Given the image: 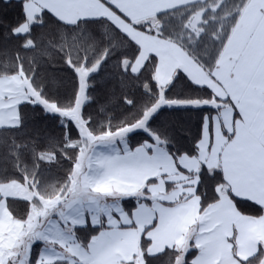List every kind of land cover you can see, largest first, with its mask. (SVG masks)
Masks as SVG:
<instances>
[{
	"label": "snow or ice",
	"instance_id": "obj_1",
	"mask_svg": "<svg viewBox=\"0 0 264 264\" xmlns=\"http://www.w3.org/2000/svg\"><path fill=\"white\" fill-rule=\"evenodd\" d=\"M19 3L24 19L10 29L14 35L37 17L41 23L43 16L60 19L52 8L30 12L29 0ZM180 74L207 95L169 98L168 87L159 85L157 101L141 118L105 134L115 155L98 157L97 174L85 175L62 207L46 210L24 237L0 250L8 257L0 256V264H152L160 255L168 264H264V68L247 83L237 73L224 84L226 92ZM80 103L62 108L31 97L19 107L39 106L63 118L65 143L75 147L73 131L85 145L92 143L81 131L91 117L83 108L79 119L73 114ZM162 109L201 113L190 145L178 147L173 136L157 130L154 117ZM134 137H142L136 145ZM109 177L110 186H93ZM4 199L22 197L0 193Z\"/></svg>",
	"mask_w": 264,
	"mask_h": 264
},
{
	"label": "trees",
	"instance_id": "obj_2",
	"mask_svg": "<svg viewBox=\"0 0 264 264\" xmlns=\"http://www.w3.org/2000/svg\"><path fill=\"white\" fill-rule=\"evenodd\" d=\"M247 1L211 0L164 14L159 18L161 36L178 43L212 72ZM199 11L204 16L201 32L196 35L188 25ZM23 19L19 1L0 0V78L19 75L30 95L40 93L47 102L70 108L81 90L79 69L86 67L90 74L83 112L91 117L87 126L91 141L136 122L157 101L156 59L150 58L142 71L134 74L131 66L140 55V47L108 20L67 25L54 16H43L42 23L37 17L25 34L14 35L10 29ZM168 89L169 98L207 95L206 90L194 88L184 74H176ZM61 119L45 114L39 106H28L19 108L20 126L0 129V184H28L36 194L32 203L9 201L16 219L26 220L33 204L43 206V201L63 198L70 188L75 165L88 145L75 131L71 140L76 146L66 144ZM200 119L198 111L162 109L154 117V126L173 136L178 147L187 146ZM141 138L134 137L131 143L136 145ZM91 231L82 230L80 235L86 238ZM168 259L160 255L152 264H168Z\"/></svg>",
	"mask_w": 264,
	"mask_h": 264
},
{
	"label": "crops",
	"instance_id": "obj_3",
	"mask_svg": "<svg viewBox=\"0 0 264 264\" xmlns=\"http://www.w3.org/2000/svg\"><path fill=\"white\" fill-rule=\"evenodd\" d=\"M207 1L211 0H29V11L43 13L46 9L52 8L59 15L58 20L67 25L89 20H108L140 47V55L131 66L134 74H139L150 58L154 57L156 80L159 85L164 84L168 87L176 74L183 70L188 76L211 85L218 92H226L224 84L230 85L237 73L241 82L247 83L250 74L264 68V0L247 1L237 26L212 72L206 71L178 43L163 38L160 33L162 24L159 20L162 15L169 12ZM198 14H201L203 23L204 12L199 11L193 15L189 25ZM33 22L35 21L29 20L20 31L25 34ZM14 77L0 78V129L19 125V105L30 98L26 84L24 96H13L15 88L18 87ZM106 139L107 136L96 139L83 147L67 195L58 200L43 201V206L33 204L26 220L16 219L10 210L9 201L0 200V250L10 248L18 238L24 237L35 224L37 217L46 210L54 208L57 204L62 207V202L71 199L72 193L81 188L85 175L97 174L92 171L97 167V158L101 155H115L112 151L115 145L104 143ZM113 179L109 177L96 182L93 186H110ZM24 185L16 181L0 184V193H3L5 198L22 197L19 200L34 202L36 194ZM35 251L38 252L39 249ZM0 256L5 261L8 258L2 251Z\"/></svg>",
	"mask_w": 264,
	"mask_h": 264
},
{
	"label": "rangeland",
	"instance_id": "obj_4",
	"mask_svg": "<svg viewBox=\"0 0 264 264\" xmlns=\"http://www.w3.org/2000/svg\"><path fill=\"white\" fill-rule=\"evenodd\" d=\"M201 23H202V16H201V14H198V15H196L193 18L192 22L189 25V28L192 29V31L195 32L197 35H199L200 32H201V30H200V24ZM78 73H79L80 80H81V90H80V93H79L78 100L81 103H80L79 106L76 107V111L73 114L76 115L77 118L79 119L80 108H83L84 104L87 101V88H88L87 78H88V76L90 74V71L86 67H82V68L79 69ZM14 76H15L14 77L15 82L17 83L18 87H16L17 89L15 88L13 96H15V97L24 96V94H25V90H24L25 89L24 88L25 82H24V80L22 81L21 76H19V75H14ZM11 77H13V76H11ZM2 78H5V77H2ZM17 93H20V94H23V95H20V94H17ZM29 96H30V98L31 97H36V99L39 100L40 102H44L45 101L39 95H37V93H33L32 95H30V93H29ZM49 104H51V103H49ZM81 131H82V133L85 136H88V137L90 136V131H89L88 127L85 126L82 122H81ZM24 186L26 188L30 189V191H32L30 185L25 184ZM68 192H69V190L67 191V193ZM67 193H66V195H67ZM56 200H58V199H56Z\"/></svg>",
	"mask_w": 264,
	"mask_h": 264
},
{
	"label": "water",
	"instance_id": "obj_5",
	"mask_svg": "<svg viewBox=\"0 0 264 264\" xmlns=\"http://www.w3.org/2000/svg\"><path fill=\"white\" fill-rule=\"evenodd\" d=\"M159 27H161V26H159Z\"/></svg>",
	"mask_w": 264,
	"mask_h": 264
}]
</instances>
